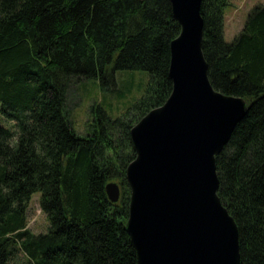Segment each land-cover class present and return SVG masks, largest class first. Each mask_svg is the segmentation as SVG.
<instances>
[{
  "label": "trees",
  "instance_id": "1",
  "mask_svg": "<svg viewBox=\"0 0 264 264\" xmlns=\"http://www.w3.org/2000/svg\"><path fill=\"white\" fill-rule=\"evenodd\" d=\"M226 6L200 4L211 84L247 103L215 156L217 193L237 224L239 264H264V3L231 41ZM179 32L170 0H0V113L15 126L0 124V264H13L18 249L33 264H137L125 228L130 128L171 93L170 42ZM124 69L148 73L141 96L122 116L96 115L77 132L71 85L96 79L113 89ZM110 180L117 202L106 195ZM35 192L48 220L40 233L26 227Z\"/></svg>",
  "mask_w": 264,
  "mask_h": 264
},
{
  "label": "water",
  "instance_id": "2",
  "mask_svg": "<svg viewBox=\"0 0 264 264\" xmlns=\"http://www.w3.org/2000/svg\"><path fill=\"white\" fill-rule=\"evenodd\" d=\"M170 2L180 25L170 42L172 90L130 128L135 157L125 170V228L137 264H239L237 224L217 193L215 156L247 103L211 84L201 0ZM105 191L119 200L118 182L108 181Z\"/></svg>",
  "mask_w": 264,
  "mask_h": 264
},
{
  "label": "rangeland",
  "instance_id": "3",
  "mask_svg": "<svg viewBox=\"0 0 264 264\" xmlns=\"http://www.w3.org/2000/svg\"><path fill=\"white\" fill-rule=\"evenodd\" d=\"M264 0H227L224 11V32L226 41H231L239 32L247 18L250 9ZM149 75L143 70H118L116 72L117 86L104 89L96 79H83L78 85H71L68 93V104L74 127L80 134L86 132L91 119L103 114L105 120H114L126 113L136 99H138L148 81ZM97 105L91 114V106ZM99 113H98V112ZM0 124L14 129V120L4 117L0 113ZM39 192H35L29 202L26 212V227L33 233L44 232L48 220L38 205ZM12 260L13 264H33L22 250H17Z\"/></svg>",
  "mask_w": 264,
  "mask_h": 264
}]
</instances>
